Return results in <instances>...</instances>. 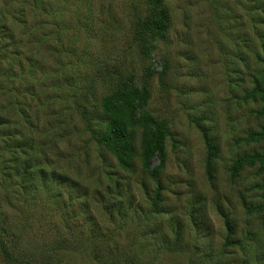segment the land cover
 Segmentation results:
<instances>
[{"label":"rangeland","instance_id":"1","mask_svg":"<svg viewBox=\"0 0 264 264\" xmlns=\"http://www.w3.org/2000/svg\"><path fill=\"white\" fill-rule=\"evenodd\" d=\"M157 3L148 55L155 0H0V264H264V0ZM120 89L146 90L129 166L101 141Z\"/></svg>","mask_w":264,"mask_h":264},{"label":"trees","instance_id":"2","mask_svg":"<svg viewBox=\"0 0 264 264\" xmlns=\"http://www.w3.org/2000/svg\"><path fill=\"white\" fill-rule=\"evenodd\" d=\"M157 1L158 0H155V5L149 10L145 20H142L139 16H136L135 19V38L144 45V51L148 55L152 54L154 43L152 36L149 34L150 31L163 32L168 26L169 16L165 10L159 9ZM263 82L264 74L262 78L258 80L256 88L257 90L261 89V95L264 99V89L259 88ZM145 96V89L142 93L138 90L120 89L117 93L116 100L111 101L112 105L106 104L109 121L107 131L105 135L102 136L101 141L119 157L124 166L130 165L135 150V146L133 145V134L129 130V124H131L132 120H128V117L134 118L139 99L145 101ZM262 114L264 115V110ZM138 121L144 126L142 133L144 164L156 183L161 184L160 171L165 165L167 157L166 123L150 114L141 116ZM261 131L258 137L261 136L264 138V121ZM154 157L160 159V166L151 167ZM253 161L252 159L251 163H253ZM41 175L46 176L47 173L42 171ZM51 177L58 178L59 176L52 172ZM61 178L62 176L59 177V179ZM43 180L47 183L46 178ZM159 201H161V187L158 185L154 192L153 202L158 203ZM227 223L231 230V224L228 220Z\"/></svg>","mask_w":264,"mask_h":264}]
</instances>
